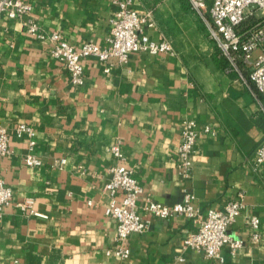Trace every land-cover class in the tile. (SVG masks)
Instances as JSON below:
<instances>
[{
  "label": "crops",
  "instance_id": "1",
  "mask_svg": "<svg viewBox=\"0 0 264 264\" xmlns=\"http://www.w3.org/2000/svg\"><path fill=\"white\" fill-rule=\"evenodd\" d=\"M29 1L46 32L59 31L76 47L89 39L107 43L112 0ZM132 4L147 16L144 32L174 50L134 51L126 62L85 57L81 86L25 18L0 20V123L10 131L11 149L0 156V177L13 189L0 212V264H264V162L256 161L264 112L255 86L231 70L188 0ZM263 50L264 44L257 53ZM187 118L198 121L200 134L191 175L182 177L178 148ZM20 122L34 128L33 147L28 136H17ZM114 144L123 158L112 153ZM29 153L40 163L29 165ZM119 163L142 186L140 205L149 197L172 205L191 193L204 218L242 194L244 208L229 231L244 246L235 255L225 246L220 262L183 248L198 219L140 209L150 224L130 234V255L107 254L117 244V222L106 213L105 184ZM27 197L48 217L23 212L16 202ZM252 216L260 218L259 240L251 238Z\"/></svg>",
  "mask_w": 264,
  "mask_h": 264
},
{
  "label": "built area",
  "instance_id": "2",
  "mask_svg": "<svg viewBox=\"0 0 264 264\" xmlns=\"http://www.w3.org/2000/svg\"><path fill=\"white\" fill-rule=\"evenodd\" d=\"M117 9L111 18L110 35L106 44H99L93 39L86 40L76 47L63 38L59 31L51 33L43 30L33 18V4L29 0H0V20L26 19L28 31L40 40L49 39L52 43L51 53L60 59L68 70L71 81L76 86L85 82V68L83 59L95 56L104 62L117 58L126 62L134 51L144 50L151 53L174 50L168 40H154L143 30V22L147 16L140 13L132 4V0H112ZM192 10L206 25L210 37L216 42L221 53L230 62L231 70H235L241 78L251 82L258 93L260 109L264 112V50L257 53L264 44V20L248 34L240 33L238 27L249 16H256L257 10L264 13V0H188ZM264 15V14H263ZM153 25V22H150ZM110 67H107L109 70ZM211 130L210 126L204 127ZM18 137L28 136L30 146L36 143L34 128L20 122L16 126ZM200 134L199 123L195 118H187L181 128V142L178 148V171L182 177H189L193 168L192 156L196 150L197 138ZM112 153L119 159L123 158L122 149L118 144L111 146ZM10 131L0 123V156L10 153ZM29 165L40 163L37 156L29 153L26 156ZM65 161V159H63ZM256 161L264 162V139L256 149ZM110 179L105 189L110 194V201L106 213L116 219L117 244L106 250L107 254L127 257L131 253L128 238L133 232H142L150 224L140 209L148 211L160 218L184 214L199 220V228L190 232L183 239L184 249L203 252L209 258L225 261L222 249L228 246L232 254H236L245 244L241 237L230 233L229 227L237 220L244 208L242 198L228 201L222 208L210 209L204 218L198 208L190 202L192 194H186L184 202L169 205L152 198L140 205L142 186L133 175L132 170L119 163L110 168ZM13 200V189L0 177V212ZM35 199L27 197L16 202L25 213L47 218L44 212L34 205ZM251 238L259 240L260 218L252 216Z\"/></svg>",
  "mask_w": 264,
  "mask_h": 264
},
{
  "label": "trees",
  "instance_id": "3",
  "mask_svg": "<svg viewBox=\"0 0 264 264\" xmlns=\"http://www.w3.org/2000/svg\"><path fill=\"white\" fill-rule=\"evenodd\" d=\"M262 21H263V18H258L256 16L252 15V16H249L244 22H242L239 25L238 29H239L240 33L248 34L250 31H252L256 27L257 24L262 23ZM228 62H229V60H228ZM229 65H230V62H229Z\"/></svg>",
  "mask_w": 264,
  "mask_h": 264
},
{
  "label": "rangeland",
  "instance_id": "4",
  "mask_svg": "<svg viewBox=\"0 0 264 264\" xmlns=\"http://www.w3.org/2000/svg\"><path fill=\"white\" fill-rule=\"evenodd\" d=\"M256 14H257L256 16H257L258 18H262L261 16H262L264 13H263V10L260 9V10H257Z\"/></svg>",
  "mask_w": 264,
  "mask_h": 264
}]
</instances>
